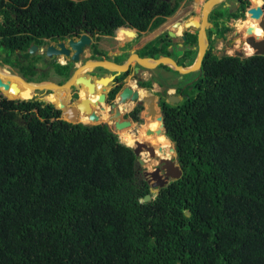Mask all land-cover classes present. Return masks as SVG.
I'll return each instance as SVG.
<instances>
[{
  "label": "trees",
  "instance_id": "obj_1",
  "mask_svg": "<svg viewBox=\"0 0 264 264\" xmlns=\"http://www.w3.org/2000/svg\"><path fill=\"white\" fill-rule=\"evenodd\" d=\"M183 1L0 0V50L28 52L33 44L83 33L96 41L125 39L133 30L141 36L173 17ZM251 1L252 8L262 4ZM222 7L212 11L219 35L228 28L219 22L227 12ZM186 36L180 58L172 56L167 34L140 56L172 57L190 67L198 37ZM213 48L191 81L162 65L158 71L179 81L165 85L161 80L170 78L160 74L140 82L164 87L157 95L166 136L183 171L150 202L140 201L151 191L138 178V157L107 124L68 123L59 103L0 79L11 85L0 87V264H264V55L220 58ZM93 51L92 60L105 56L97 44ZM51 67L62 81L74 71L73 63ZM19 68L29 82L50 75L28 62ZM128 75L119 76L110 102ZM170 89L183 97L179 104L165 102ZM142 109L129 117L140 121ZM146 124L156 133L162 128L157 115Z\"/></svg>",
  "mask_w": 264,
  "mask_h": 264
},
{
  "label": "water",
  "instance_id": "obj_2",
  "mask_svg": "<svg viewBox=\"0 0 264 264\" xmlns=\"http://www.w3.org/2000/svg\"><path fill=\"white\" fill-rule=\"evenodd\" d=\"M228 0H206L203 4V8L201 11V15L199 18L195 17L184 22L182 25L184 27L185 32L190 30H195L198 32V44L196 47H193L194 50H198V54L194 64L190 67H183L179 66L176 60L172 57L162 56L158 59H153L149 57H141L139 54L132 52L131 56L128 58L125 64L119 65L113 63L110 60H101V61H86L84 64H78L81 62L82 56L85 53V49L93 45V37L90 34L84 33L81 34L79 37L67 38L63 41H56L53 46H49L48 50L46 51L47 56H59L61 54L65 55V59L68 62H74V71L70 77V79L62 85H59L55 82H29L25 79V84L31 86L35 91L34 93L38 92H54L60 93L57 96L58 105L61 109V118L71 124L78 125L82 122H79V117L81 115L88 116L91 121L95 123L89 124L91 126L100 125V124H107L106 122H98L99 121V113L97 111H105V107L109 108V115H112V119L115 121L114 130L113 132L116 133L118 136V131L123 130L125 128H129L134 124L132 121L124 118V113L120 110V105L127 104V103H138L143 104L145 107L143 119L145 120L148 117L152 119L155 116H158V121L161 122V129L157 130V133H164L166 135L165 129V122L164 116L162 113V109L159 106L160 99L159 96L155 93H148L144 97H140V91L134 89L132 86L125 85L123 86L122 90L118 94V99L115 102L110 103L107 91L108 87L112 83H116V78L119 77L123 73H127L131 70L134 66V71L136 74L143 69L147 70H156L160 66H168L173 71L178 72L180 75L184 76L190 73L195 72H202V65L203 60L206 56V53L209 49V39L207 31L212 28V23L208 21V18L215 7H217L221 3H226ZM249 13L253 19H261L260 27L264 31V0H262V4L257 8L249 9ZM181 22H179L176 27L180 26ZM133 31H127V33L131 35H135L133 40L137 37L136 33H132ZM168 36L171 39L178 38V34L174 31H168ZM182 40L185 42L187 40V36L184 34L182 35ZM248 45L250 48L254 50L253 55H264V38L258 39L256 37H250L247 40ZM179 46H182L179 45ZM37 47L33 46L30 50H35ZM174 46H170V50H172ZM224 53L220 54L219 57H223ZM135 60V61H134ZM134 61V62H133ZM108 65H111L109 67ZM83 69H87L86 72L80 74V71ZM99 69H104L111 72L108 76H100V73L97 72ZM92 74V75H90ZM94 74V75H93ZM12 77H20L18 74H11ZM98 76H100L98 78ZM22 79V78H21ZM23 80V79H22ZM106 83H105V82ZM101 82L102 88L99 91L97 85ZM12 88L16 91L19 90L16 84H11ZM4 85L0 80V87H5L6 90L9 89L11 86ZM82 87L87 88L88 95L87 98L80 100L79 94L80 92L76 91L69 98V93L73 87ZM118 86V85H117ZM137 88L140 87V81H136ZM82 91V90H81ZM169 96L166 99V103L168 104H179L183 97L180 95L175 94H168ZM93 97L95 98L93 99ZM43 102L48 103L47 100H41ZM54 104V103H52ZM56 105V104H54ZM110 127V126H109ZM153 130H148L147 135L153 134ZM134 150L135 155L138 157V163L141 166L145 165V161L140 158L143 151H148L152 158L156 157V151L154 148L150 146L149 143H140L137 142L135 146L132 147ZM175 156L170 159H160V163L163 164L164 174L159 176L161 179V183L156 184L150 183L153 188L156 187H165L169 185L171 182L180 179L183 175V171L178 163L177 160V153L175 146L173 148ZM146 175H150V177L154 176V173H146ZM160 175V173H158ZM152 192L155 194L159 193V190L152 189ZM153 199L151 194L146 195L141 202H150Z\"/></svg>",
  "mask_w": 264,
  "mask_h": 264
},
{
  "label": "flooded vegetation",
  "instance_id": "obj_3",
  "mask_svg": "<svg viewBox=\"0 0 264 264\" xmlns=\"http://www.w3.org/2000/svg\"><path fill=\"white\" fill-rule=\"evenodd\" d=\"M219 6H223L222 8L227 9V14L225 16L221 17L219 19V22L225 23V25L228 28H227L226 31H223V35H219L218 32H217L218 30L216 28L215 20L212 18V13L210 14V16L208 18V21L210 23H212L213 26H212V28L210 30L207 31V33H208V39H209V49H208V51L210 50L211 44L213 43V45H214L213 53H215L218 56L220 54H222V53H224V56L225 55H230L226 50H223L222 52H215V50H216V44L217 43H219V42L221 43V41H227L228 42V40L230 39V37H233V40H231V39L229 40V47L234 48V50H233L234 54L233 55L234 56H239L241 58L247 57L248 55H247V51L245 49V46L248 45L247 40L250 37H256L257 38L258 35H262V38H260V39H263L264 38V35L261 34L260 31L257 29V23L260 22V20L259 19H252V17H248L249 15H251L249 13V9H251L253 7L252 6V1L251 0H228L226 3H222ZM232 7H234V10H233ZM202 8H203V6L201 7L200 15H201ZM233 14H234V16H231ZM250 20H252V22L247 25V23H248L247 21H250ZM238 21L240 23H239L238 26L236 25V27H235V24H236V22L238 23ZM2 22H3V18L0 15V25L2 24ZM212 30H213V34L211 33ZM192 31H195V30H192ZM192 33L197 34V37H198V32L195 31V32H192ZM47 43H48L47 45H42V46L35 45V44L31 45L30 48L33 47V46H36L37 47L34 50V52H32V50H30V48H29L28 52L17 50L14 54L7 55L6 52H3L2 50H0V68H5V69H8L9 71L11 70V72H10L11 74H18V75L22 76L23 78H25L20 73L19 65L20 64H26L28 62L29 67L31 65H33V68H35L38 71V73L49 72V74H51V77L50 78H47V79H50L52 82H55V83H57L59 85L64 84L67 81H62L63 80V77L55 75V70L51 67V64L53 62H55L56 64L66 65V61L67 60L65 59V56H61V55H59V56H52V57L47 56L46 55L47 47L49 45H54L55 44V41L48 40ZM197 44H198V39H197ZM196 46H194V47H196ZM87 50H90L91 57H92L94 55L93 54L94 51H93V47L92 46L87 47L85 49V53L83 54L82 57H84L86 55ZM101 53L103 54V52H101ZM105 56H108V55H105ZM85 62H83L82 64H84ZM67 63H74V62H68L67 61ZM143 70H145V69H143ZM143 70H141V71H143ZM156 71H158V70L156 69ZM140 72H139V74H136L135 71H134V66H133L131 68V70L129 71V75L132 73L133 74L132 79H136V80L139 79V81H140L141 80V78L139 77ZM162 72H164V71H162ZM160 74H162V73L160 72ZM159 76L160 75H158L157 77H159ZM56 77H57V79H55ZM151 79H153V76H152ZM39 80H42L41 82H43V78L42 79H39ZM115 81H116V83H112L108 87V91L106 93L107 96H108V99H109V93L112 91V89H114L117 85H119V77H117ZM144 81H146V80H144ZM147 81H150V78ZM154 84L155 83L152 84L153 86H152L151 90H153ZM102 85L103 84L101 82L98 83V89H99V91L101 90ZM158 86L160 88H162L160 85H158ZM144 89H146L145 92H147L148 90H150V88H145V87H144ZM81 90L82 91L83 90H86V94H87L86 97L89 96L88 95L89 93L87 91V88H83L82 89L81 86L80 87H76L75 86L70 91L69 98L71 97V95H73V93L75 91H79L80 92ZM82 91L79 94L80 100L84 99V98H82V95H81ZM139 91H140V87H139ZM153 93L162 95V92H159V93L158 92H153ZM51 94H55V93L54 92H38V95L39 96H41L42 98L45 97L42 100H50V101H52V103L57 104L58 103L57 96H59L60 93H56L55 95H51ZM117 97H118V95L116 96V98L112 102H115L118 99ZM159 99H160L159 100L160 101L159 106H160L163 97L162 96H159ZM47 104H50V102L47 103ZM139 106H142V108H143L142 111L140 112V114L143 113L144 110H145L144 105L137 103V106H135V108L129 113V115H126V118H129L130 114L136 108H138ZM139 117H140V115H139ZM130 118H132V117H130ZM160 159H162V158H160ZM160 159H156V160H159V162H160ZM162 166H163V164L159 163L158 166H156L152 170V172L151 171H148V170H143L141 172V167L138 168V178H139V180L141 182L145 181V182L148 183L149 191L152 190V185L150 183V180H152V183H156V184L161 183V179H160L159 176H161V175L164 174V170H163V167ZM146 172H148V173H154V176L150 177V175H146ZM158 173H160V175H158ZM139 174L140 175L142 174L141 177H139Z\"/></svg>",
  "mask_w": 264,
  "mask_h": 264
},
{
  "label": "rangeland",
  "instance_id": "obj_4",
  "mask_svg": "<svg viewBox=\"0 0 264 264\" xmlns=\"http://www.w3.org/2000/svg\"><path fill=\"white\" fill-rule=\"evenodd\" d=\"M203 3H205V0H184L182 3H181V7L179 8V10H178V12L171 18V20H169L165 25H163V27H165V26H168V25H170V23L171 22H176V21H186V20H188V19H191V18H195V17H197V18H199V16H200V10H201V7H202V4ZM233 8V10H234V7H232ZM225 11H226V9H225ZM195 13V14H194ZM225 13V15L227 14V12H224ZM253 19V18H252ZM239 21H238V23L236 22V24H235V27H236V25L238 26L239 25ZM183 27V26H182ZM175 28V27H174ZM184 28V27H183ZM182 28V29H183ZM239 28V27H238ZM160 30H162V27H160L157 31H155V32H149L150 33V38H152L154 35H156V33H158V32H160ZM174 30V29H173ZM177 30V29H176ZM191 32H195V31H191ZM182 32H180L179 34H181ZM234 34V33H233ZM134 36H128V37H126L125 39H121L120 41H124V40H126V39H131V38H133ZM237 38V37H236ZM230 39L231 40H233V37H230ZM229 39V40H230ZM108 40V39H107ZM176 40V39H175ZM229 40H228V42L227 41H221V43L219 42V43H217L216 44V50H215V52H222L223 50H226L230 55H233L234 54V52H233V50H234V48H231V47H229ZM239 40V39H238ZM237 40V41H238ZM105 40H103L102 42H104ZM110 42V41H109ZM105 43V42H104ZM178 43H183V41H182V39L180 38V39H178ZM172 46H174V48L172 49L174 52H173V54H172V56L173 57H175V58H180L181 56H183L184 54H183V49H184V45H183V47H178L177 45H175V44H173ZM248 54V53H247ZM97 57H99V56H97ZM101 58V57H100ZM127 58V55H123V56H120V57H118L117 58V61L118 62H123L125 59ZM90 59V57L89 56H87V55H85L84 57H82V59H81V62H79L78 64L80 65V64H82L83 62H85V61H87V60H89ZM135 61V60H134ZM133 61V62H134ZM67 62V61H66ZM8 70V69H7ZM9 71V70H8ZM102 73L104 72V71H102V70H100ZM100 71H98V73L100 72ZM10 72H11V70H10ZM148 72H150V73H148ZM165 77H169L170 79L168 80V82H164V81H162L161 80V82H163L165 85H167L168 83H176L177 81H179V79L181 78H178V77H173L170 73H168V72H162V71H160ZM160 72L159 71H156V70H143V71H141L140 72V75H139V77L141 78V80H144V78H152V76H153V78H155V79H157V76L158 75H160ZM145 74V75H144ZM132 76H133V74L131 73L129 76H128V78L125 80V84L126 85H129V86H135V82H133V81H135L136 79H134V80H132ZM51 77V74L49 75V78ZM55 79H57V77L55 78ZM182 79H184V81H185V83H186V81L188 82V81H191V80H193V76L191 75L190 76V74L189 75H186L184 78H182ZM158 80V79H157ZM134 83V84H133ZM136 87V86H135ZM137 88V87H136ZM138 89V88H137ZM151 90V89H150ZM175 91V90H174ZM153 92H164V87H162V88H160L159 86H158V84L157 83H155L154 84V87H153V90H151V93H153ZM168 92H170V90L168 91ZM174 94H176L175 92H173ZM168 96V95H167ZM35 98H38V100H40V99H44L45 97H41V96H38V97H35ZM167 98V97H166ZM123 105H125V107H126V111L124 112V118L125 119H128V120H130V121H132L135 125H134V127H132L131 128V130L130 131H132L133 132V134L134 135H136V136H138L139 135V132H140V128H141V126H143V124L145 125L146 124V119L144 120L143 119V114H144V112L143 113H141L140 114V121H134V120H132V118H126V115H129V113L135 108V106H137V103H127V104H123ZM129 106V107H128ZM131 106V107H130ZM104 114H108V113H105V112H103ZM112 117V115L110 116L109 114L107 115V119H105V121L104 122H106L109 126H110V129L111 130H114L115 128H114V124H115V121L111 118ZM112 122V123H111ZM139 128V129H138ZM164 134V133H163ZM122 142V141H121ZM123 143V142H122ZM125 144V143H124ZM172 144V148H174V144L173 143H171ZM125 145H127V144H125ZM128 146V145H127ZM131 147V146H130ZM142 153H148V157H147V160H149L148 162H146V160H145V165H144V167H142V166H140L139 164H138V166H140L141 167V172L143 171V170H148V171H151L152 172V170L156 167V166H158V164L160 163L159 162V160H156V159H160L159 157L158 158H152L151 156H150V153L148 152V151H143ZM142 158H143V160H144V156H143V154H142ZM139 167V168H140ZM142 175V174H141ZM141 175L139 174V177H141ZM156 195L154 194L153 195V197H155Z\"/></svg>",
  "mask_w": 264,
  "mask_h": 264
},
{
  "label": "bare ground",
  "instance_id": "obj_5",
  "mask_svg": "<svg viewBox=\"0 0 264 264\" xmlns=\"http://www.w3.org/2000/svg\"><path fill=\"white\" fill-rule=\"evenodd\" d=\"M247 22H248L247 23V25H248V24H250L252 22V20L247 21ZM182 28H183L182 26H179L177 28L176 31H177L178 34L183 31ZM257 29L260 31L261 34L264 35V31L260 27V22L257 23ZM257 38L258 39L262 38V35H258ZM49 46H53V45H49ZM49 46L47 47V50H48ZM245 49H246V51L248 53L247 55H249V56L254 53V50L252 48H250L249 45L245 46ZM249 49L251 50V52H249ZM32 52H34V50H32ZM61 56H65V55L61 54ZM49 57H52V56H49ZM108 66L111 67V65H108ZM86 71H87V69H83V70L80 71V74H83ZM21 78L20 77H12L10 71L8 72L7 69L0 68V79H8V80L14 82L23 91L31 93L33 95V97L37 96V93H34L35 90L31 86H28V85L25 84V79L22 76H21ZM135 86H132V87L135 89L136 88ZM81 95H82V98L85 99V97L87 95L86 94V90H83ZM146 95H147V93L145 91H140V97L141 98L146 96ZM94 98L95 97H93V99ZM95 100H96V98H95ZM105 108L106 109H105L104 112L108 113V108L107 107H105ZM120 110L124 113L126 111L125 105H120ZM97 112L99 113V121L98 122H104L105 119H107V115L108 114H104L103 111H101V110H99ZM79 122H82V123H85V124L95 123L94 121H91L88 116H85V115H81L79 117ZM134 125L135 124H132L131 127L125 128L123 130H119L118 131V134L120 135V139H121V141L123 143H125V144H127L128 146H131V147L135 146V144L137 142L149 143L150 146L152 148H154V150L156 151V157L164 158V159H170L173 156H175V153L173 151L172 144H171L172 142L169 140V138L166 135L158 134V133H156V131L151 126H149L147 124H145V125L143 124V126H141V128H140L139 135L136 136V135L133 134L132 131H130L131 128L134 127ZM149 129L153 130L154 133L151 134V135H147V131ZM143 156H144V161L146 160V162H148L149 161V160H147L148 153H143Z\"/></svg>",
  "mask_w": 264,
  "mask_h": 264
},
{
  "label": "crops",
  "instance_id": "obj_6",
  "mask_svg": "<svg viewBox=\"0 0 264 264\" xmlns=\"http://www.w3.org/2000/svg\"><path fill=\"white\" fill-rule=\"evenodd\" d=\"M169 20H171V19H168V21ZM176 22H171L170 25L165 26V27L162 26V30H160V32L156 33V35H154L152 38L149 37L150 31L142 33L141 36L137 35V38L135 40L126 39L124 41H120L118 39V35L116 37L103 36L101 38V40L97 41L99 43L98 50L103 52L104 55H108L104 59H109L113 63L122 64L128 60V58L131 56L132 52H135V53L140 55V52L144 49V47L146 45L150 44V42L154 41V39L158 38L159 36L167 33L168 31H174L177 33L176 30H173V29H175L174 27L176 26L175 25ZM178 36L179 37L176 38V40L172 39L173 40L172 45L173 44H175V45H181L182 44V43H178V39L181 38L182 34H178ZM103 40H105L104 41L105 43L102 42ZM86 55L89 56L90 59H92L90 50H87ZM123 55H127V58L124 60V62H118L117 58L120 56H123ZM103 73H107V71L104 70ZM148 73H150V72H148ZM144 80L147 81L148 78H144ZM143 91H146V89L143 88ZM171 92H173V91H171Z\"/></svg>",
  "mask_w": 264,
  "mask_h": 264
},
{
  "label": "clouds",
  "instance_id": "obj_7",
  "mask_svg": "<svg viewBox=\"0 0 264 264\" xmlns=\"http://www.w3.org/2000/svg\"><path fill=\"white\" fill-rule=\"evenodd\" d=\"M205 1H206V0H205ZM203 4H204V3H203ZM203 4H202V6H203ZM221 4H222V3H221ZM219 5H220V4H219ZM219 5H218V6H219ZM180 7H181V6H180ZM215 8H216V7H215ZM215 8H214V9H215ZM214 9H213V10H214ZM177 12H178V11H177ZM211 13H212V12H211ZM171 18H172V17H170V18H168V19H171ZM168 19H167L166 22H168ZM191 19H193V18H191ZM188 20H190V19H188ZM188 20H186V21H188ZM186 21H182V22H181V21H177L176 23L178 24L179 22H181L180 26H183L182 24H183L184 22H186ZM166 22H165L163 25H165ZM176 23H175V25H177ZM163 25H162V26H163ZM162 26H161V27H162ZM178 27H179V26H178ZM178 27L175 26V29H174V30H176ZM159 28H160V27H159ZM159 28H158V29H159ZM158 29H156V30H154V31H150V33H151V32H155V31H157ZM133 31H135V33L138 35V32H136L137 30H133ZM191 31H192V30L185 32V30H184V28H183V31H182L181 34H182V35H184V34L186 35L187 33H192ZM147 32H148V31H147ZM83 34H84V33H83ZM87 34H88V33H87ZM165 34L168 35V33H165ZM192 34H195V33H192ZM90 35H91V34H90ZM163 35H164V34H163ZM161 36H162V35H161ZM92 37H93V36H92ZM159 37H160V36H159ZM178 37H179V36H178ZM136 38H137V37H136ZM136 38H135V39H136ZM169 38H170V37H169ZM181 38H182V36H181ZM92 39H93V41H94L92 47H94V45H96V44H97V46H99V43L95 40V37H93ZM131 39H133V38H131ZM135 39H134V40H135ZM170 39H171V38H170ZM154 40H155V39H154ZM171 40H172V39H171ZM172 41H173V40H172ZM182 41H183V40H182ZM55 42H56V41H55ZM183 44H184V42L182 43V46H179V45H177V46H179V47H183ZM249 52H251L250 49H249ZM252 55H253V54H252ZM252 55H250V56H252ZM231 56H234V55H231ZM250 56L248 55L247 57H250ZM106 57H107V56L102 57V60H104V58H106ZM106 60H109V59H106ZM87 61H101V60H92V59H89V60H87ZM125 63H126V62H124V63H122V64H119V63H116V64L123 65V64H125ZM67 64H69V63L66 62V65H67ZM73 64H74V63H73ZM74 65H75V64H74ZM100 70L104 71V69H99V70H97V72L100 71ZM145 70H147V69H145ZM106 71H107V70H106ZM99 73H100V76H101V77H102V76H108V75L111 74V72H109V71H107V73H102V72H99ZM90 75H92V74H90ZM93 75H94V74H93ZM100 76H98V78H99ZM52 78H53V77H52ZM24 79H25V78H24ZM132 80H134V79H132ZM27 81H28V80H27ZM49 81L52 82L50 79H47V80H45V81H43V82H49ZM136 81H139V79H138V80H135L134 82H136ZM142 81H144V80H142ZM140 82H141V80H140ZM125 85H126V84H124V86H125ZM135 85H136V84H135ZM136 87H137V86H136ZM135 89H137V88H135ZM121 90H122V89H121ZM137 90H139V88H138ZM174 90H175V89H170V92H168V91H169V90H168V91L166 92V95H164L165 99H167L166 97L169 96L168 94H174L173 92L176 93V90H175V91H174ZM140 91H143V88H142L141 86H140ZM171 91H173V92H171ZM78 92H79V91H78ZM80 92H81V91H80ZM146 93H147V94H148V93H151V91L148 90ZM162 93H164V92H162ZM55 94H56V93H55ZM55 94H51V95H55ZM73 94H74V93H73ZM167 95H168V96H167ZM175 95H177V94H175ZM38 96H39V95H38V93H37V96H36V97H38ZM37 99H38V98H37ZM41 100H42V99H40L39 101H41ZM47 101H48V100H47ZM165 101H166V100H165ZM42 102H43V101H42ZM48 103H49V102H48ZM110 103H111V102H110ZM50 104H52V103L50 102ZM53 105H54V104H53ZM56 105H57V104H56ZM57 106H59V105H57ZM108 112H109V108H108ZM108 114H109V113H108ZM60 119L63 120L61 117H60ZM80 124L89 125V124H85V123H80ZM78 125H79V124H78ZM107 125H108V124H107ZM108 126H109V125H108ZM112 131H113V130H112ZM115 134H116V133H115ZM118 137H119V136H118ZM119 139H120V137H119ZM169 140H170V139H169ZM120 141H121V139H120ZM129 147H130V146H129ZM132 147H133V146H132ZM132 147H131V148H132ZM142 154H143V153H142ZM142 154H141L140 158H142ZM142 159H143V158H142ZM138 164H139V163H138ZM139 165H140V164H139ZM139 167H140V166H139ZM142 167H144V166H142ZM146 173H148V172H146ZM167 186H168V185H167ZM162 188H164V187H162ZM152 189H154V190H159V192H160V189H161V188H160V187H156V188H153V187H152ZM149 194H150V193H149ZM154 194H155V193H153L152 190H151V195H152V197H153ZM158 194H159V193H158ZM158 194H155V195H158ZM153 198H154V197H153ZM142 199H143V198H142ZM140 200H141V199H140Z\"/></svg>",
  "mask_w": 264,
  "mask_h": 264
}]
</instances>
